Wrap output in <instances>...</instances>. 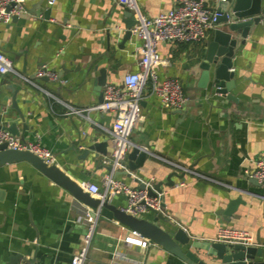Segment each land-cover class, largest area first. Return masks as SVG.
Returning <instances> with one entry per match:
<instances>
[{
    "label": "crops",
    "instance_id": "1",
    "mask_svg": "<svg viewBox=\"0 0 264 264\" xmlns=\"http://www.w3.org/2000/svg\"><path fill=\"white\" fill-rule=\"evenodd\" d=\"M134 4L142 15L153 17L173 0ZM122 5L119 0H23L21 13L0 22V52L12 63L11 72L0 74V125L14 124L18 137L48 149L54 164L77 184L101 187L109 173L104 158L111 151L107 130L114 114H75L70 108L99 103L100 70L105 84L119 86L125 74L138 70V36L120 45ZM212 31L198 43L158 44L163 61L159 77L177 78L186 103L181 111L171 110L156 95L143 93L130 140L147 155L130 176L118 170L115 177L133 188L135 179L157 183L174 172L183 174L171 176L173 186H162L164 211L144 218L163 228H181L192 240L212 241L219 228L230 227L247 231L255 243L264 242V186L250 177L256 161L264 159V14L232 58L234 85L228 94L233 100L195 88L196 64ZM43 68L55 78L36 77ZM104 139L105 156L81 155L89 144ZM234 198L243 203L227 220L219 213ZM112 202L123 208L126 199L116 195ZM84 208L30 163L1 165L0 262L21 254L30 264H70L88 229ZM93 222L86 264H187L114 219ZM254 261L264 262V250Z\"/></svg>",
    "mask_w": 264,
    "mask_h": 264
},
{
    "label": "built area",
    "instance_id": "2",
    "mask_svg": "<svg viewBox=\"0 0 264 264\" xmlns=\"http://www.w3.org/2000/svg\"><path fill=\"white\" fill-rule=\"evenodd\" d=\"M54 0H48L53 3ZM225 0H173V5L166 11L159 12L153 17L142 15L134 4V0H119L123 5L135 9L136 23L130 28L131 34L138 36L139 46L138 70L128 72L122 79V86L107 83L102 88V101L85 109L70 108V113L82 114V112L98 111L114 114V119L107 130L111 151L105 156L104 163L111 167V171L103 178L99 187L94 183H82L80 186L90 196L101 200H111L116 195H123L126 204L121 208L125 213L137 218L144 217L150 212L162 213L164 192H156L150 195L145 188L129 187L115 177L118 170H126L123 161L133 145L130 140L132 130L140 117V103L143 93L156 95L161 104L171 110H181L185 103L182 83L177 78H160L158 69L161 60L157 46L160 43L172 45L198 43L205 40L207 33L214 30L220 13L217 4ZM23 11V0H0V22L7 23ZM12 71L11 60L0 52V74ZM36 77L54 79L55 75L46 68L36 72ZM4 149L28 151L47 164H53L54 158L50 151L38 142H27L0 129V147ZM180 168V167H179ZM181 171H189L181 167ZM250 177L258 182L264 180V159L255 163V170ZM151 186L152 182H144ZM87 220V232L82 236L79 247L71 257L70 264H86L87 253L94 231L95 218L89 215V209L82 211ZM143 238L138 233L132 231ZM147 244H154L150 240ZM212 241L242 244L244 246H258L247 231L230 227H221L217 237Z\"/></svg>",
    "mask_w": 264,
    "mask_h": 264
},
{
    "label": "water",
    "instance_id": "3",
    "mask_svg": "<svg viewBox=\"0 0 264 264\" xmlns=\"http://www.w3.org/2000/svg\"><path fill=\"white\" fill-rule=\"evenodd\" d=\"M262 0H225L217 4L220 16L217 19V26L212 31L211 39L206 44L202 57L196 64V70L199 72L198 80L195 83L196 91L209 89L215 94H219L229 100L235 99L228 94L234 85V73L229 71L232 68V58L240 44L245 43V38L250 34L251 29L259 23L264 14V8L261 6ZM137 11L125 5H122L120 14V24L122 25L121 44L129 40L132 36L130 28L136 23L135 14ZM14 16L13 18H15ZM111 33H108V39ZM51 71V70H50ZM44 80L47 78L44 77ZM100 87L105 85V71L100 70L97 79ZM102 101V91L99 102ZM181 111V110H179ZM25 129V126L23 125ZM10 133L17 135L14 124L1 126ZM107 142L101 140L89 144L86 149L82 150L81 155L94 153V157L105 156L107 154ZM0 147V166L3 164L26 161L36 170L51 180L54 184L66 190L77 202L89 209V215L96 220L99 217L116 220L118 223L141 235L143 238L150 240L154 244L163 248L166 252L174 255L187 264H211L213 260L218 261L214 264H264L263 261H254L255 257H262L264 242L257 240L258 246H244L242 244H231L216 241H199L192 240L181 228L161 227L155 222L144 217L137 218L131 214L125 213L120 207H117L111 200H101L90 196L85 192L80 184H77L56 164H47L42 159L28 151L10 150ZM147 153L137 145H132L126 155L123 164L126 169L125 174L130 173L142 165ZM108 171L111 167L107 166ZM115 173H118L116 171ZM172 175L183 177V174L176 172L167 176L166 182L152 183L146 186L139 179H135L139 188H145L150 195L161 192L162 186H173ZM252 182L259 186H264V180L258 182L252 178ZM239 203H243L240 198L228 200L226 206L220 215L228 220L236 211ZM184 245L187 247L183 250ZM191 249L202 250L205 255L200 257L191 251ZM30 264V261L24 260L21 254H9L6 260L0 264Z\"/></svg>",
    "mask_w": 264,
    "mask_h": 264
}]
</instances>
